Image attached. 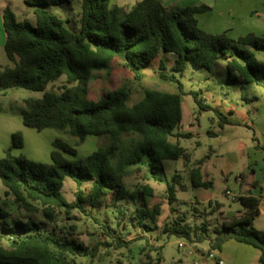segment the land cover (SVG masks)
Returning <instances> with one entry per match:
<instances>
[{
    "label": "trees",
    "instance_id": "1",
    "mask_svg": "<svg viewBox=\"0 0 264 264\" xmlns=\"http://www.w3.org/2000/svg\"><path fill=\"white\" fill-rule=\"evenodd\" d=\"M73 1L30 0L29 4L36 7L34 24L16 21L9 7L2 10L3 48L12 66L0 69V92L13 88L44 92L49 83L64 76L66 86L60 91L50 90L41 98L23 101L19 111L22 125L36 131L65 132L79 142L88 136L107 137L109 143L84 161H70L66 156L75 157V149L56 139L50 163L43 164L11 156V149L22 148L21 134L11 135L10 148L0 158V181L16 209L38 219L13 217L0 209V264H77L79 258H87L91 264L101 246L106 254L111 249L127 248L131 241H123L121 232L126 230L123 223L128 208L122 207H133L126 220L143 234H150L153 229L149 224H155L162 215L159 204L150 206L155 191L149 181L165 183L168 205L156 242L173 236L189 245L206 244L209 253L235 240L257 250L258 264H264V231L252 225L259 215V197L236 196L233 201L243 210L237 219L219 222L192 215L190 222L187 212L178 209L187 204L177 199L181 177L174 173L167 180L163 166L165 161L188 164L191 160V154L178 143L180 138H190L189 134L177 133L181 97L192 95L200 109H208L197 92L183 91L179 78L187 65L212 73L217 62L224 59L228 82L263 85L264 58L259 55L264 54V38L213 35L198 29L195 19L209 11L208 6L178 8L164 5L163 0H140L130 9L110 6L109 0H80L79 29L74 32L46 9ZM159 52L173 56V61L167 73L160 60L157 78L176 84V93L146 91L131 108L126 107L131 95L126 88L109 90L99 99L89 97L90 83L98 73H108L116 57L139 82L144 77L143 68ZM221 123H225L224 118ZM199 165L197 162L188 170L189 184L193 189L210 188L211 183L202 180ZM132 176L145 183L130 189L127 179ZM65 178L77 189L71 203L61 192ZM85 184L87 191L82 189ZM99 209L104 212L102 222L91 215ZM73 212L99 223L103 240L89 248L73 234L76 226L70 225L63 232L58 220ZM150 237H139L147 251L144 264H161V246L152 245Z\"/></svg>",
    "mask_w": 264,
    "mask_h": 264
},
{
    "label": "rangeland",
    "instance_id": "2",
    "mask_svg": "<svg viewBox=\"0 0 264 264\" xmlns=\"http://www.w3.org/2000/svg\"><path fill=\"white\" fill-rule=\"evenodd\" d=\"M137 1L140 0H109V5L130 9ZM29 2L30 0H0V69L12 66L3 48L5 34L2 27V10L9 7L16 21L26 20L34 24L33 11L36 7L31 6ZM163 2L166 6L178 8L200 4L208 6L210 10L197 15L195 19L198 29L213 35H226L229 38L236 39L247 34H253L255 37L264 38V0H163ZM46 9L64 20L70 30L78 31L79 24L77 20L80 12V0L62 3L57 6H48ZM259 58L263 59L264 54L259 55ZM161 59L164 61L168 73L173 56L159 52L156 59L143 68L144 77L137 82L134 80L132 73L123 67L122 59L116 57L111 63V70L108 73H98L96 79L90 83L89 97L99 99L109 90L126 88L131 94L126 107L131 108L143 99L146 91L176 93V84L157 78L158 65ZM224 65V59H220L213 72L210 73L204 68H197L188 64L183 76L179 78L185 93L197 92L199 98L208 106V109H200L192 95L181 97L182 119L179 128L184 132H192L193 135L189 139L179 140V144L191 153L193 160L208 156L215 161L216 156L225 157L230 153L238 156L241 152L248 154V157H239L237 165L232 168V173L226 178V181L224 178L214 176L212 185L207 190H197L190 186L188 170L191 166H187L183 171L184 167L179 162H164V175L167 180L174 173H178L181 177L179 183L182 189L178 188L177 199L179 203L187 204L181 205L178 209L181 212H187L190 222L193 219L192 215L197 218L206 217L207 220L211 221L216 218L213 215L216 212L213 202L211 201L210 205L207 202L200 205L196 203L202 200L197 198H211L221 204L224 211L234 212L238 210L240 208L239 204L232 201L233 195L238 190L233 181L238 174L243 172L248 158L251 161H256L261 155L253 147L256 143L263 144L264 120L260 117L264 114V103L262 102L264 84L240 85L228 82ZM64 86H66V81L65 77L62 76L49 83L44 92L50 90L60 91ZM44 92H31L15 88L0 92V158L9 150L11 135L14 133L21 134L22 148L11 149L9 151L10 155L23 157L33 163H50L52 144L56 139L67 142L75 149V157L66 156V159L70 161H84L93 152L108 145L109 139L107 137L88 136L79 142L65 132L53 129L36 131L24 127L19 113L20 109L24 107L23 101L30 98H41ZM253 98H257L259 102L256 104ZM216 106H218V112L214 110ZM222 108H230L235 112L236 114H233L232 120L233 122H240V125L235 126L228 132H221V120L225 116L221 110ZM190 124H193V127H190ZM252 138H255L256 141L253 142ZM143 183L145 182L138 180L136 176L127 179L130 189L137 188L139 184ZM147 183L155 191L150 206L159 204L162 209V215L155 224H149L153 229L152 232L143 234L139 228L130 226L126 219L131 215L133 207H122L121 203L122 208L125 210L128 208L125 211L126 218L123 223L126 230H122L121 239L131 241V244L120 250L111 249L109 254H106L105 249L101 246L91 264H144L147 251L144 247V240L139 239L140 235H146V237L151 235L152 245L161 246V264H195L199 262L194 249L196 247L201 248L200 245H189L173 236H163L156 242V239L161 235L163 221L166 220L168 215L165 183L159 184L153 181ZM223 188H227L229 193L223 194ZM82 189L87 191L88 185H83ZM5 191L6 189L0 181V209L3 213H11L13 217L24 218L29 216L38 219L37 216H33L31 213L27 214L22 210H17L13 204V199L5 196ZM76 191L74 182L69 178H65L61 190L64 198L70 203L73 202ZM193 208H196V210H193ZM91 215L100 222L105 219L102 209L94 211ZM7 218L9 219L8 216ZM57 225L64 228L63 232H66V228L70 225L76 226V231L73 234L89 248L96 241L103 240L100 235H104V233L100 228V224L79 212H73L71 216L59 218ZM118 233H120L119 230ZM1 244L6 247L5 241H2ZM179 244H182V247H178ZM150 256L154 258L156 255L152 252ZM88 262L89 259L87 258L77 259V264H88Z\"/></svg>",
    "mask_w": 264,
    "mask_h": 264
},
{
    "label": "crops",
    "instance_id": "3",
    "mask_svg": "<svg viewBox=\"0 0 264 264\" xmlns=\"http://www.w3.org/2000/svg\"><path fill=\"white\" fill-rule=\"evenodd\" d=\"M253 99L256 104L259 102L257 98H253ZM262 102L264 103V97ZM203 105L207 106L204 103ZM216 109L218 110V106H216ZM221 110L225 114L224 116L225 123H222V127H220L221 132H228L233 128H235V126L240 125V122H233L232 116L233 114L236 113L233 112L230 108H222ZM260 118L264 120V114L261 115ZM181 119H182V113H181ZM243 125L246 126L245 124ZM190 127H193V124H190ZM177 133L189 134L190 138L193 135L192 132L189 131L184 132L180 130V128H178ZM262 133H263L262 134L263 144L261 145L260 143H256V145L253 147L254 150L260 152L261 154L260 158H258V160L256 161H251L248 158L247 164L244 165L243 172L238 174V176H236L233 181L234 185L237 186L238 188L236 194L233 195V199L238 195L259 197V203H258L259 215L254 219L252 223L253 228H255L258 231H264V128L262 130ZM181 139L183 138H180L179 140ZM252 141L255 142L256 141L255 138H252ZM240 156L244 158V157H248V154H246L245 152H241L237 156L236 154L230 153L227 154L225 157L216 156L215 161L208 156L203 157L199 160H193L191 155V160L190 163L188 164H184L183 161L181 160H178L176 162H179V164H181V166L184 167L183 171L187 166L192 167L195 163L199 162L200 163L199 167L202 174V180L205 182H210L212 185V179L214 176H219L221 178H224L226 181V178L232 173L231 172L232 168L237 165ZM199 189L207 190L209 188L207 189L198 188L197 190ZM222 192L223 194H225V192H227L226 194H228L229 190L227 188H223ZM197 199L202 200L196 203L200 205H204L205 202L207 203L211 201L213 202L214 208L216 209V212L213 215L216 216L215 219H217L219 222L237 219L239 217H242L243 215V210L241 208H239L234 212L224 211L222 208L223 206L215 202L211 198H197ZM199 245L201 248L196 247L194 249V253L200 260L201 257L207 254V245L206 244H199ZM217 257L222 261L223 264H258L259 254L257 250L247 245L240 244L235 240H228L222 245L220 251H217ZM208 264H215V263H208Z\"/></svg>",
    "mask_w": 264,
    "mask_h": 264
},
{
    "label": "built area",
    "instance_id": "4",
    "mask_svg": "<svg viewBox=\"0 0 264 264\" xmlns=\"http://www.w3.org/2000/svg\"><path fill=\"white\" fill-rule=\"evenodd\" d=\"M178 247H182V244H179ZM223 264L222 261L217 257V251L209 252L205 256L201 257L199 262L196 264Z\"/></svg>",
    "mask_w": 264,
    "mask_h": 264
}]
</instances>
